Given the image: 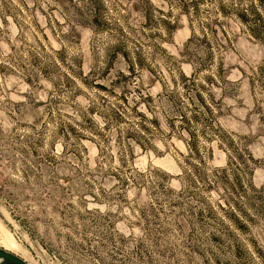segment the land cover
Instances as JSON below:
<instances>
[{
  "label": "rangeland",
  "instance_id": "374dc122",
  "mask_svg": "<svg viewBox=\"0 0 264 264\" xmlns=\"http://www.w3.org/2000/svg\"><path fill=\"white\" fill-rule=\"evenodd\" d=\"M105 1L126 30L158 45L145 48L161 77L144 69L134 79L122 78L120 72L128 73L125 60L110 55L115 36L96 30L73 0H0V220L19 245L15 252L30 264H264V126L250 83L253 72L264 74L263 40L242 29L235 13H219L230 42L223 51L224 82L201 88L204 69L196 71L187 51L192 28L181 0ZM262 1L258 9L264 18ZM4 4L14 13L4 12ZM193 25L198 33L194 19ZM156 30L161 38L143 33ZM219 36L226 41L220 27ZM23 42L49 51L64 47L81 62L83 76L100 73L96 82L107 90L90 84V76L75 77L80 92L56 94L60 100L51 103L50 115L46 101L53 85L45 78L29 82L22 70L4 65ZM172 94L189 97L198 109L220 101L207 136L229 135L245 143L234 164L216 145L221 137L200 135L201 154L190 162L202 160V170H215L222 180L234 170L246 186L233 199L222 187L207 192L215 216L200 213L189 196L176 202L181 173L192 164L185 158L187 133L167 117ZM101 96L115 104L125 96L126 121L136 126L139 114L154 116L155 122L146 121V135L141 132L142 144L115 125L102 134L94 131L108 118ZM92 102L95 110L85 113ZM226 198L244 203L253 218L238 223L217 205H225Z\"/></svg>",
  "mask_w": 264,
  "mask_h": 264
},
{
  "label": "trees",
  "instance_id": "16d2710c",
  "mask_svg": "<svg viewBox=\"0 0 264 264\" xmlns=\"http://www.w3.org/2000/svg\"><path fill=\"white\" fill-rule=\"evenodd\" d=\"M257 1L263 4L262 0ZM204 2L207 4L201 8L200 5ZM258 2L255 3V1L251 0V2L245 6L241 1L235 4L226 0H181L182 10L187 14L192 28L187 51L192 57V61H196V71L204 69V82L199 83L201 88H205L207 85L211 86L224 82L223 78L226 68L223 51L226 50L230 42L223 26H221L222 19L218 16L219 13H221L223 17L235 13L239 21H241L242 29L247 30L251 35L264 42V18H262L261 12L258 9ZM73 4L76 5V11L79 15L84 17L87 16V18L90 17L89 20L96 30L102 31L107 29L111 36H115V44H112L110 47V55L115 58L121 55L125 60L128 73L124 74L120 72L122 78L134 79L137 75H141L144 69L152 74L154 78L161 77L162 72L155 70V65L152 67L151 61L153 60V56L147 48H145V45L147 43H152V40L149 39L147 42L145 40H140L133 29L126 30L122 24H119L115 16H112L107 10V1L73 0ZM4 5V12L14 13L10 10L11 8L9 6H6V4ZM24 6L28 7L26 3H24ZM16 10L17 13L21 15L24 14L20 8L16 7ZM200 12L206 13L205 18L199 17ZM13 16L16 22H19L16 14H13ZM193 19L196 20V25L199 27L198 33L193 25ZM55 21L59 24L57 18H55ZM243 24L245 27H243ZM219 27L226 41L220 38ZM143 33L150 38L155 36L161 38V32H158V30L154 33L152 31ZM152 45L153 48H158V45L154 42ZM215 54L218 55L216 61L214 59ZM6 58L9 63L5 62L4 65L13 70H17V68L22 70L24 77L29 82H33L39 78H45L53 85L54 93H52L50 98L46 101L50 115L52 113L50 108L51 103L55 100H60L56 94L65 91L67 94L71 93V95L74 96L80 92V89L74 85L76 81L75 77H81L83 80L85 77L90 76V84L98 89L107 90L106 86L102 83L96 82L98 74H101L90 70L88 74L83 76L81 62L74 54H68L64 47L57 50L51 49L49 51L42 45L38 48L36 46L25 45L23 42L20 46L14 47L13 51L6 55ZM111 68L110 66L107 70L110 71ZM183 78L187 81L189 80V78L184 75ZM113 82L114 84L117 83V81ZM250 83L254 94L255 110L260 115L264 126V74L259 71L253 72L250 75ZM140 96L143 97L142 94ZM171 96L172 105L167 117L173 125L174 122H178L176 130L179 132L180 130L181 132L185 131L187 133L188 138L185 139V142L188 151L185 158L186 163L192 164V170L184 168L181 173L184 179L182 186L176 191L178 195L177 201H175L178 202L183 196H189L190 199H195L196 205L200 208V213L203 212L206 216H215L216 213L208 204L207 192H210L212 189L218 192L219 188L222 187L223 193H226L228 198L233 199V193L237 192L239 189L245 193L246 186L242 182L241 176L238 175V173H233L234 170H232L225 180H222L215 170L210 171V174L207 173L206 169L202 170V160L200 161L201 163L190 162L193 158H197L201 154L199 149L200 135L206 137L208 140L212 139V137H221L216 142V145L218 148L226 151L229 162L234 161V164H236L237 153L245 148V143L237 141L229 135L219 136V134L216 133L213 136H207V130H213L212 122L215 114L221 111L220 101H214L212 99L213 103L206 104L205 109H198L189 97L185 98L182 94L179 96L172 94ZM101 98L103 103L106 104L105 111L108 112V118H105L106 122L103 128H96L94 131H96L97 134H102V132L106 130V127H110V124L115 125L119 131H123L124 129L126 137H132L138 143L142 144L139 139L141 132L145 131L143 134L146 135L149 130L146 121L155 122L154 116L148 118L143 114H139L141 117L136 126L135 122L126 121L125 116L128 112L127 109L122 107V104L126 103L127 100L125 96H120L122 104L118 102L116 104L111 103L109 101L110 99H107L108 97L101 96ZM214 107H217L218 110H215ZM95 108L96 105L92 102L88 105L85 113L90 114ZM120 108L122 109L120 110ZM82 113L83 115L85 114L84 112ZM77 121H79L82 126L86 127L85 122L82 123L80 120ZM123 121L127 122L130 127L125 126L121 128L119 123ZM80 135L85 136L83 131L80 132ZM208 150L209 153L212 154L214 150L213 146H210ZM237 168L238 167H236V169ZM245 174L247 175L248 171L245 170ZM228 198L225 199V205L217 203L221 210H224L226 214L233 215L235 220L243 225H245L243 221L253 218L248 214L246 207H244V203L239 204L232 200L234 202L230 204ZM203 206L208 208L206 212L202 210ZM237 211H240L242 215L238 214L239 212Z\"/></svg>",
  "mask_w": 264,
  "mask_h": 264
},
{
  "label": "bare ground",
  "instance_id": "6f19581e",
  "mask_svg": "<svg viewBox=\"0 0 264 264\" xmlns=\"http://www.w3.org/2000/svg\"><path fill=\"white\" fill-rule=\"evenodd\" d=\"M0 240L3 244L1 247L17 254L15 251L18 250L19 245L17 244L15 238L13 237V235L11 234L9 229L2 223L1 220H0ZM17 255H19V254H17ZM20 257H22V256H20Z\"/></svg>",
  "mask_w": 264,
  "mask_h": 264
},
{
  "label": "water",
  "instance_id": "95a60500",
  "mask_svg": "<svg viewBox=\"0 0 264 264\" xmlns=\"http://www.w3.org/2000/svg\"><path fill=\"white\" fill-rule=\"evenodd\" d=\"M0 264H30L19 255L0 246Z\"/></svg>",
  "mask_w": 264,
  "mask_h": 264
}]
</instances>
